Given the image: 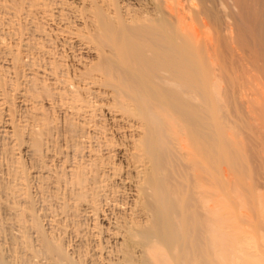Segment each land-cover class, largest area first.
Returning a JSON list of instances; mask_svg holds the SVG:
<instances>
[{
  "label": "bare ground",
  "instance_id": "bare-ground-1",
  "mask_svg": "<svg viewBox=\"0 0 264 264\" xmlns=\"http://www.w3.org/2000/svg\"><path fill=\"white\" fill-rule=\"evenodd\" d=\"M87 1L0 0V264H264V195L244 229L219 192L196 0Z\"/></svg>",
  "mask_w": 264,
  "mask_h": 264
},
{
  "label": "rangeland",
  "instance_id": "rangeland-1",
  "mask_svg": "<svg viewBox=\"0 0 264 264\" xmlns=\"http://www.w3.org/2000/svg\"><path fill=\"white\" fill-rule=\"evenodd\" d=\"M96 2L100 6L99 1ZM195 2L197 5L193 6V8H196L194 11L197 10L201 13L203 17H200V19L203 18L205 22H208L207 26L209 28L207 27L203 30L207 35L206 37L218 40L216 54L218 56V77L221 88L218 93L220 99H218L219 109L216 114L217 141L219 143L217 151V184L219 192L222 195L224 193L228 199V203L226 204L228 206L225 205V210L231 216L227 215L229 218L233 217L231 219H237L239 221H236L238 225L240 226L239 223H241L240 227L245 229L248 218H244L246 215L241 214L251 213L255 223L263 220L258 215L259 211L255 209L259 204V197L257 196L264 195V0H196ZM87 3H85L84 8H88V6L90 8L92 4H97L95 2L90 3V0ZM33 19V25L41 27L39 33L35 34V37H42L47 28L46 24L44 22L40 23L37 18V21L35 18ZM23 24L25 25V23ZM228 28H232V31L228 30ZM33 42H35L34 39L30 44ZM85 53H81L80 56L83 55L82 59L86 57L87 60L84 59V62L86 60L88 65L92 64L90 61L97 60V54L92 52ZM23 54L21 58L24 57ZM26 59L28 61L27 57ZM23 63L26 64L25 61ZM26 67L23 66L26 70L25 72L20 66V75L23 73L30 74L27 71L28 67ZM59 72L61 73V69ZM64 72L66 73V71ZM205 78L209 79L206 76ZM208 81L210 80H206L203 83H207V87L208 84L211 85ZM188 82H194L196 89L201 90L202 94L204 93L202 82L199 83L195 77H193L192 81ZM206 90L210 89L206 88L205 93ZM210 91L207 92L209 94L205 95L206 98L204 96L203 102L207 99L208 95H211ZM85 92L88 93L89 90ZM89 97L93 96L90 94ZM206 104V107L203 106V111H205L202 112L201 116L204 121L203 125L205 127L210 126L211 128L213 117L215 118V116L206 111L208 110L206 108H209L208 101H206ZM194 108L198 109L196 106ZM208 130L206 129L207 132ZM239 143L242 144L240 145ZM22 158L26 168L30 169L29 165L31 163L28 161V156L23 155ZM217 161L211 160V163H217ZM45 164H48V160H46ZM228 193L232 195L230 194V196ZM235 193H239L241 198L245 199H242L243 207L240 206L241 201L238 200L240 198H237ZM222 201L224 202V199ZM234 201L236 203H233ZM231 208L237 211V213L235 212L234 214ZM241 208L242 210L239 213V209ZM245 221L247 222L245 223ZM41 224L44 226L43 228H47L45 222L42 221ZM260 224H262V221ZM239 226L238 229H240ZM70 237H65L64 240L66 239L67 241L68 238V244L71 241L77 244L76 238L72 237L73 239L71 238V240L69 239ZM72 242L70 243L71 245L73 244Z\"/></svg>",
  "mask_w": 264,
  "mask_h": 264
}]
</instances>
